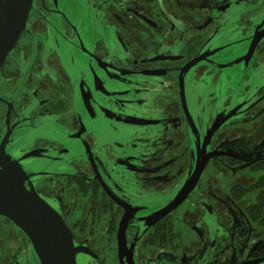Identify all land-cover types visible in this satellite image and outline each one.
Instances as JSON below:
<instances>
[{
    "label": "flooded vegetation",
    "instance_id": "1",
    "mask_svg": "<svg viewBox=\"0 0 264 264\" xmlns=\"http://www.w3.org/2000/svg\"><path fill=\"white\" fill-rule=\"evenodd\" d=\"M16 165L76 264H264V0H33L0 67ZM0 264H41L2 214Z\"/></svg>",
    "mask_w": 264,
    "mask_h": 264
},
{
    "label": "water",
    "instance_id": "2",
    "mask_svg": "<svg viewBox=\"0 0 264 264\" xmlns=\"http://www.w3.org/2000/svg\"><path fill=\"white\" fill-rule=\"evenodd\" d=\"M32 5L33 0H0V67L26 29ZM11 173H14L12 179L8 176L0 179V214L11 219L27 235L41 264H76L77 250L72 249L63 218L30 183L27 185L25 172L20 167L16 165ZM2 174L0 171V176ZM181 201L171 200L158 215L162 216Z\"/></svg>",
    "mask_w": 264,
    "mask_h": 264
}]
</instances>
